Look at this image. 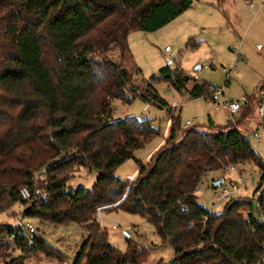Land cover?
<instances>
[{
	"label": "trees",
	"instance_id": "obj_1",
	"mask_svg": "<svg viewBox=\"0 0 264 264\" xmlns=\"http://www.w3.org/2000/svg\"><path fill=\"white\" fill-rule=\"evenodd\" d=\"M194 1L0 0V213L20 203L24 215L41 222L82 226L86 238L74 264H142L146 251L129 237L126 252L109 242L98 219L104 207L146 218L173 250L168 264L264 261V195L261 212L253 196L231 197L220 212L197 196L207 174L246 163L261 168L257 189L264 180L260 154L237 126L183 127L156 89L166 83L191 99L216 101L215 86L195 81L188 88L190 75L165 66L140 88L122 61L107 57L112 50L129 53L132 31H156ZM135 97L167 107L171 125L149 161L137 160L130 180L116 176V168L161 135L151 119H113L115 101L129 104ZM209 127H215L211 120ZM81 167L97 172L95 184L68 188ZM10 249L21 255L10 256ZM39 252L62 254L39 229L0 224L5 264H25Z\"/></svg>",
	"mask_w": 264,
	"mask_h": 264
},
{
	"label": "rangeland",
	"instance_id": "obj_2",
	"mask_svg": "<svg viewBox=\"0 0 264 264\" xmlns=\"http://www.w3.org/2000/svg\"><path fill=\"white\" fill-rule=\"evenodd\" d=\"M190 39L192 44L188 46ZM128 44L129 53L122 56L120 50H112L107 57L116 62L122 61L132 75L134 84L140 88L163 67L171 66L172 69H183L192 77L188 88L197 81L224 91L213 101L204 96L191 99L186 90L177 91L166 83L156 85L159 96L172 107L175 114L180 115L183 127L187 126V121H192L207 131L223 128L230 100L239 103L243 109L241 116L235 121L232 119L228 126H237L243 133L249 134L262 121L259 105L260 92L264 89V0H195L189 10L156 31H132L128 36ZM167 46L171 51H166ZM175 103L179 107H174ZM132 116L151 119L154 126L160 128L161 135L136 150L135 158L128 159L116 168V176L130 180L135 178L131 175L138 168L137 160L149 161L152 157L149 154L167 138L171 125L167 107L159 108L157 104L145 102L140 97H135L129 104L115 101L114 120ZM210 120L215 124L212 129L209 127ZM248 138L264 163V136L257 138L248 135ZM236 169L232 171L225 167L207 174L197 191L198 202L211 211H222L228 200L215 208L213 203L216 194L221 193L224 187L232 190V185L239 180H242L239 182L240 189L231 196L252 197L260 182L261 168L246 163L236 165ZM96 179L95 170L81 167L67 185L73 189L91 188ZM219 179H223V185L214 189L213 184ZM105 208L99 209L98 219L102 231L105 229L108 232V240L116 248L122 252L128 250L127 233L130 240L137 244L138 250L144 248L146 251L141 257L142 264H158L160 261L168 264L173 259L172 248L163 244L146 218L120 208ZM25 209L26 206L20 203L14 204L0 213V224L12 227L22 225L25 230L30 224L39 229L44 239L62 253L59 258L47 257L41 252L32 253L27 255L25 264H74L86 238L82 226L44 223L24 215ZM113 225L118 228L114 229ZM7 252L10 256L21 255L20 250L10 249ZM0 264H5V259H0Z\"/></svg>",
	"mask_w": 264,
	"mask_h": 264
},
{
	"label": "built area",
	"instance_id": "obj_3",
	"mask_svg": "<svg viewBox=\"0 0 264 264\" xmlns=\"http://www.w3.org/2000/svg\"><path fill=\"white\" fill-rule=\"evenodd\" d=\"M166 51H170V47L166 48ZM237 62V61H236ZM211 91L218 97L219 95L224 94V91L221 89H218L216 87H212ZM260 105H259V115L262 119V121L258 124L257 128L254 129L251 133H243L245 136L248 135H253L257 138H261L264 136V89L261 90L260 92ZM174 107H179L178 104H174ZM228 110H227V114H226V119H225V125L229 124L232 119H234V121L239 118L242 114V106L237 103L234 102L233 100H230L228 102ZM194 123L192 121H187V126L193 125ZM226 169H230L232 171H236V166H228L226 167ZM253 181L254 178H253ZM239 182L241 183L242 180H239L237 183L232 185V190L228 189L227 187L222 188V192L221 193H217L216 194V198L214 199V203L213 206L215 208L218 207V205L220 203H222L224 200H229L232 196V193L239 191L240 189V185ZM223 185V184H222ZM222 185L220 187H222ZM21 196L23 197V199H29L30 198V192L29 189L27 187L21 188L20 190ZM264 195V180L261 182V185L255 189L254 195H253V202L257 207V211L261 212V205H260V201L262 199ZM114 229H117V225H113ZM28 230L30 232H34L35 228L32 225H28ZM262 261H260L258 264H261Z\"/></svg>",
	"mask_w": 264,
	"mask_h": 264
},
{
	"label": "crops",
	"instance_id": "obj_4",
	"mask_svg": "<svg viewBox=\"0 0 264 264\" xmlns=\"http://www.w3.org/2000/svg\"><path fill=\"white\" fill-rule=\"evenodd\" d=\"M219 1H221V0H219ZM189 10V9H188ZM180 16V15H179ZM167 47H169V46H167ZM166 47V48H167ZM170 51H171V48H170ZM242 109H243V107H242ZM212 121V120H211ZM169 123H171V121H168ZM213 122V121H212ZM214 123V122H213ZM255 129V128H254ZM241 130V129H240ZM253 129H251V131H252ZM164 143V140L149 154V156H152L156 151H158V149L162 146V144ZM138 173V170H136L132 175H131V177L132 178H134V176H136V174Z\"/></svg>",
	"mask_w": 264,
	"mask_h": 264
},
{
	"label": "water",
	"instance_id": "obj_5",
	"mask_svg": "<svg viewBox=\"0 0 264 264\" xmlns=\"http://www.w3.org/2000/svg\"><path fill=\"white\" fill-rule=\"evenodd\" d=\"M222 184H223V179H219V180L214 182L213 187H214V189H218ZM125 234H126V237H129V235L127 233H125Z\"/></svg>",
	"mask_w": 264,
	"mask_h": 264
}]
</instances>
